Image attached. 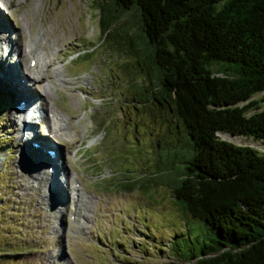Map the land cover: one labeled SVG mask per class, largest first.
<instances>
[{
    "label": "rangeland",
    "instance_id": "374dc122",
    "mask_svg": "<svg viewBox=\"0 0 264 264\" xmlns=\"http://www.w3.org/2000/svg\"><path fill=\"white\" fill-rule=\"evenodd\" d=\"M2 1L9 12L3 8L6 15H0L8 31L13 30L22 64H30L29 47L39 61L48 62L41 83L32 81L38 90L33 92L43 97L45 110L58 113L70 128L58 134L57 143L48 120H33L34 131L48 132L60 147L63 163L58 166L69 185L59 210L54 190L47 204L50 179L44 169L42 178L37 173L38 153L24 150L17 116L1 88L0 264H176L181 262L176 253L197 251L207 239L203 222L184 213L167 187L144 186L153 178L163 142L182 139V128L155 101L138 103L137 90L155 81L139 69L132 52L115 47L110 33L103 34L97 0ZM127 19L123 16L116 28ZM53 32L58 33L57 45L48 35ZM5 52V62L16 59ZM56 65L63 67L67 84L60 85L52 73ZM252 99L259 101V108L249 114L264 109V92ZM29 113L28 119L37 114ZM218 135L264 152L263 140ZM49 176L53 181L55 176ZM71 184L79 188L80 216L75 214L79 201L73 202Z\"/></svg>",
    "mask_w": 264,
    "mask_h": 264
},
{
    "label": "trees",
    "instance_id": "16d2710c",
    "mask_svg": "<svg viewBox=\"0 0 264 264\" xmlns=\"http://www.w3.org/2000/svg\"><path fill=\"white\" fill-rule=\"evenodd\" d=\"M97 2L103 34L155 81L138 103L155 101L182 128L144 184L167 187L204 224L207 239L176 264H264V152L218 135L264 141V109L249 114L264 92V0Z\"/></svg>",
    "mask_w": 264,
    "mask_h": 264
},
{
    "label": "bare ground",
    "instance_id": "6f19581e",
    "mask_svg": "<svg viewBox=\"0 0 264 264\" xmlns=\"http://www.w3.org/2000/svg\"><path fill=\"white\" fill-rule=\"evenodd\" d=\"M0 3H1L0 4V12H2L1 9L4 8V9H6V11H4V12L8 14L9 9L6 6V4L4 3V1L0 0ZM4 12H2L3 17H5V15H6V14L5 15L3 14ZM3 17L0 15V30H1L0 33H2V35H3V37H0V84L1 85L3 84V86L0 87V90L1 91L3 89L6 90V91L3 90V92H4L3 94H4V96H6L7 99H9V102L13 108V113L17 116L16 117L17 118V124L19 126L18 138L20 140H21V138L25 139V140H21L22 142L26 141V142H24L25 145H23L24 150L27 152H29V150H30L31 151V152H29L30 154H32V153L37 154L38 153L37 156H38L39 162L37 161V163H35V165L39 164L40 166L37 165L38 166L37 169L39 171L37 173L41 174L40 178H42V175L44 174V171H43V169H44L45 175L48 177V179H50V181L47 183V185H48V187H47L48 188V191H47L48 194L46 195L47 196L46 198H48L47 204L51 205V203H52L51 198L52 197L50 195H51V191L54 190L53 194L55 196L54 197L55 203H56V201H58V203H56V205L58 206L57 208L59 210L60 209L62 210L63 206L66 202V199H67V195H66V192H64V189L68 188L67 185H69V183L67 182V176H66L64 170L60 171L61 165L63 163L62 159L60 160V158H61V155H60L61 152L59 150L60 147L58 145L52 143V139H50L51 136H49L50 135L49 133L53 132L54 133L53 136L55 138L57 137V140L56 139H53V140L55 142L59 143L58 134L59 135H62V134L65 135V133L67 132L66 130H68L67 126H69V125H67L68 122L65 121L64 119H62L58 113L45 110L44 104H43V101H44L43 97L39 96L37 93H34V92H37L38 90L35 89V85H32V81H34L33 83H36L37 81L39 83H41L42 79L44 78V76L41 75L42 71H44L42 69V67L43 66L48 67V62L42 63L41 61H39V59H37V56L35 54L36 52H34V50H32L33 48H30L28 45V47H29L28 54L30 55V64L28 66L22 64L24 58L21 57L22 56L20 53L21 51L19 50L20 48H18V46L16 44V41H15L16 39L13 38L11 35L13 33V30L10 29V31H8L9 25H8L6 19H4ZM44 32L45 31L43 30L42 34H45ZM48 35H50L54 38V43H55L56 39L58 38L57 37L58 33L53 32L52 34H48ZM14 44H16V45L13 46ZM54 45H57V44L55 43ZM5 51H9V52L11 51L12 52L11 55L13 54V56H17L16 59L13 60L14 62L13 61L8 62L7 59H6L7 62H5V60H4V56L6 55ZM4 53H5V55H4ZM48 55H50V54H48ZM8 56H10V55H8ZM8 56H6V58ZM48 58H50V57H48ZM49 64L53 65V61H51ZM23 66H24V68H23ZM18 67H19V70H18ZM50 70H51V68H50ZM52 70H53L52 73H54L55 77H57L59 79L60 85H63L65 83L67 84L66 80L63 79V77H65V76L63 74V67L62 66L56 65V67H53ZM28 73H30L33 78H28V76H27ZM5 86H6V88H4ZM1 88H3V89H1ZM18 101H23L25 110H19L15 107V104L17 105ZM42 104H43V106H42ZM29 111H36L37 112V115L35 117L33 116L35 119H40V121H42V120H45V121L48 120L49 121V124H50L49 133L45 131L42 135H38L34 131V127H33L34 118L33 117H31L29 119L27 118ZM69 128H70V126H69ZM34 141L38 143V147H34L32 145V143ZM48 148L55 150V156H51L50 154H48L45 151V149H48ZM57 150H59L58 153H57ZM39 155H41L42 158H40ZM43 159L45 160V164L43 162ZM58 163L60 164V168L58 166ZM49 174L52 175V177L55 176L53 178V181L50 178ZM59 175H60V177H59ZM63 183H64V185H63ZM71 185H72V187H70V192L72 191L71 193L73 194V202H75V204H76L77 203L76 201H79L78 204L74 205L75 206V214H77V216H80L81 213L80 212L78 213V209H80L79 204H81L82 202H80L79 188H78V185H76V184H74V185L71 184ZM53 186L55 189L53 188Z\"/></svg>",
    "mask_w": 264,
    "mask_h": 264
}]
</instances>
